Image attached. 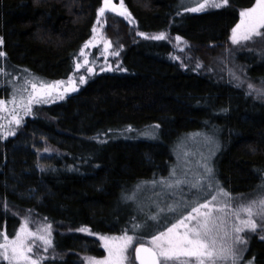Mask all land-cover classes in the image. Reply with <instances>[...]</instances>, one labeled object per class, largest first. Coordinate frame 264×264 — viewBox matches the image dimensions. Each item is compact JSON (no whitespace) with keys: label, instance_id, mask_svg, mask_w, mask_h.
<instances>
[{"label":"trees","instance_id":"trees-1","mask_svg":"<svg viewBox=\"0 0 264 264\" xmlns=\"http://www.w3.org/2000/svg\"><path fill=\"white\" fill-rule=\"evenodd\" d=\"M123 1L134 21L118 24L125 37L119 68L92 74L76 93L43 105L44 116L28 117L20 132L0 138V245L26 215L31 225L57 228L51 246L60 258L51 264L103 256L101 237L143 236L136 224L147 206L134 193L153 180L172 184L179 175L174 152L204 134L214 140L219 187L250 194L264 185V58L237 54L245 85L261 87L252 93L208 72L204 56L230 41L256 0H224L209 11L183 0ZM102 2L0 0L5 69L46 81L70 77ZM178 38L186 47L180 61ZM245 258L264 264V239L252 237Z\"/></svg>","mask_w":264,"mask_h":264},{"label":"rangeland","instance_id":"rangeland-1","mask_svg":"<svg viewBox=\"0 0 264 264\" xmlns=\"http://www.w3.org/2000/svg\"><path fill=\"white\" fill-rule=\"evenodd\" d=\"M224 5V0L182 2V6L195 11H209ZM130 21L134 20L123 0H103L93 34L76 55L72 75L59 81L5 69L7 63L0 40V138L20 132L26 118L44 116L43 105L76 93L92 74L118 69L124 37L118 24L131 26ZM154 38L163 40L166 36ZM173 46L178 53L174 58L180 61L185 44L178 38ZM248 51L264 58V0H256L254 7L241 12L226 45L210 51L211 55H204L209 58L206 70L224 74L230 82L259 93L260 86L245 85L246 76L236 60L238 53ZM238 57L245 59L248 54ZM213 144L212 137L204 134L180 145L174 152L176 174L179 173L174 174V182L169 185L163 180H153L133 195L137 203L147 206L144 218L136 224V231L143 236L101 237L104 255L83 256V264H137L134 250L139 244L155 249L161 264H253L245 257L252 237L264 239V185L250 194H232L219 187L211 168ZM40 145L51 152L45 141L41 140ZM212 180L216 187L209 188ZM182 186L187 188L184 190ZM22 220L24 226L18 233L13 238H4L0 245V264H51L60 258L51 246L57 228L34 223L35 227L27 215ZM65 228L61 226L60 232H71ZM160 228L166 230L156 235Z\"/></svg>","mask_w":264,"mask_h":264},{"label":"water","instance_id":"water-1","mask_svg":"<svg viewBox=\"0 0 264 264\" xmlns=\"http://www.w3.org/2000/svg\"><path fill=\"white\" fill-rule=\"evenodd\" d=\"M134 256L137 264H161L157 251L145 244L135 247Z\"/></svg>","mask_w":264,"mask_h":264}]
</instances>
